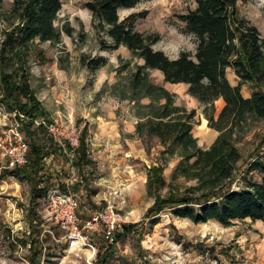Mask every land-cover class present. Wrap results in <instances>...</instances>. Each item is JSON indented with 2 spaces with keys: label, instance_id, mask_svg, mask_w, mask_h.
Instances as JSON below:
<instances>
[{
  "label": "trees",
  "instance_id": "1",
  "mask_svg": "<svg viewBox=\"0 0 264 264\" xmlns=\"http://www.w3.org/2000/svg\"><path fill=\"white\" fill-rule=\"evenodd\" d=\"M3 1L0 0V4ZM140 1L89 0L87 7L93 14L97 30L104 33L102 48L126 46L139 60L135 68L110 89L117 97L135 102L139 118L135 134L146 142L148 150L151 151L154 139L162 145L160 162L149 169L148 184L156 199L148 208L146 218L176 208L197 223L217 220L229 226L235 220L247 218L264 222V158L254 157L242 169L244 155L239 146L264 122V36L255 24L239 13V2L249 0H187L189 6L179 18L185 24V31L196 37L198 45L195 52L183 51L176 58L154 48L160 34L148 35L137 29L138 20L146 12L121 18V7H134ZM63 4V0H14L4 18L11 30L5 31L0 54V103L9 112H17L30 140V162L14 166V172L32 184L28 215L33 238L23 242L31 244L32 264H39L43 251V244L37 237L42 219H38L36 205L51 188L50 180H44L41 173L46 157L60 147L44 125H36L38 119L51 120L52 116L33 88L29 61L35 49L44 56V51L36 46L37 40L58 43L64 31L73 35L70 26L57 24ZM0 19H3L1 10ZM82 59L94 70L107 61L105 57L89 58L85 54ZM229 68L240 77L238 84L228 78ZM155 69L163 73L166 82L188 84L193 96L211 106L213 111L207 108V117L219 135L209 147H202L194 134L196 109L190 110L179 103L175 92L155 82L151 73ZM245 83L253 86L250 96L242 92ZM107 88L106 85L104 89ZM219 99L225 104L216 117L215 103ZM89 126L85 124L82 130L75 161L80 165L92 161L87 139ZM46 135L44 143L40 138ZM258 135L260 146H264V134ZM169 154L179 156L175 174H180L187 183L166 181L163 158ZM165 186L169 188L163 194ZM137 225L138 222L126 223L117 232V240L134 232ZM103 244L105 251H100L98 261L108 264L114 256L108 252L113 251L115 244Z\"/></svg>",
  "mask_w": 264,
  "mask_h": 264
},
{
  "label": "rangeland",
  "instance_id": "2",
  "mask_svg": "<svg viewBox=\"0 0 264 264\" xmlns=\"http://www.w3.org/2000/svg\"><path fill=\"white\" fill-rule=\"evenodd\" d=\"M88 1L63 0L57 24L70 26L73 35L64 31L58 43L37 40L36 46L44 51V56L41 57L37 49L33 50L29 67L33 88L50 116L81 130L87 122L90 125L88 140L96 158L95 183L85 189L101 191V200L105 203L102 206L114 204L125 212L127 222H138L134 232L119 240L113 251L109 250L114 256L108 264H264L263 221L247 218L235 220L229 226L217 220L197 223L176 208L146 218L148 208L156 199L148 184L149 169L160 162L162 145L154 139L151 151L148 150L146 142L135 134L139 120L135 102L112 93L110 87L122 81L139 60L126 46L102 48L104 33L97 30L93 14L87 7ZM13 2L4 0L0 4L3 18L0 19V54L5 31L11 30L4 19L5 12ZM188 6L187 0H141L134 7H121L119 12L122 19L146 12L138 20L137 29L148 35L160 34L154 48L176 58L183 51L195 52L198 45L196 37L185 31V24L179 18ZM239 13L255 24L264 36V0L240 1ZM84 54L89 58L105 57L107 61L94 70L83 61ZM127 62H130L128 66ZM151 73L155 82L177 94L179 103L190 110L196 109L194 134L202 147H209L219 135L207 117V108L213 111L211 106L193 96L188 84L166 82L160 70ZM228 78L233 84L240 80L233 68H229ZM106 85L108 88L104 89ZM252 91L251 83L243 85L245 96H250ZM224 104L223 99L216 101V117ZM9 117L13 115L0 103V129L12 121ZM118 132L124 137L117 138ZM260 133L264 134V122L239 144L244 155L242 169L254 157L264 158V146L259 144ZM47 136H42L41 141L46 143ZM125 150H133V154L127 156ZM179 160V156L170 154L163 158L167 182L187 183L180 174H175ZM7 165L9 160L0 153V264H32L31 246L23 244L24 240L33 238L28 215L32 184L27 178L13 174L14 166L8 168ZM41 175L46 180L44 171ZM254 175L261 178L258 172ZM168 188L165 186L162 193ZM36 206L38 219H42L39 238L44 243L39 264H99L98 255L105 243L102 233L84 229V234L96 245V252L90 247L75 250L70 247L66 232L48 219L45 200L41 199ZM89 215L86 212L80 215L83 225Z\"/></svg>",
  "mask_w": 264,
  "mask_h": 264
},
{
  "label": "built area",
  "instance_id": "3",
  "mask_svg": "<svg viewBox=\"0 0 264 264\" xmlns=\"http://www.w3.org/2000/svg\"><path fill=\"white\" fill-rule=\"evenodd\" d=\"M9 113L13 115V119L9 117L12 121L5 123L0 129V153L9 160L11 166H23L30 162V140L24 132L22 119L17 117V112ZM36 125H44L68 160L71 163L76 161L82 141L81 129L53 117L51 120L40 118ZM45 202L48 219L66 232L70 247L75 250L90 247L96 252V245L89 235L84 234V229L102 233L108 246L119 242L117 232L128 223L125 212L116 205L109 204L93 212L83 225L78 212L81 205L78 195L71 189H62L59 185L50 188Z\"/></svg>",
  "mask_w": 264,
  "mask_h": 264
},
{
  "label": "crops",
  "instance_id": "4",
  "mask_svg": "<svg viewBox=\"0 0 264 264\" xmlns=\"http://www.w3.org/2000/svg\"><path fill=\"white\" fill-rule=\"evenodd\" d=\"M5 118H7V117H5ZM0 123H2V120H0ZM88 136H89V134H88ZM116 136L119 139L124 137L119 132ZM87 139H88V137H87ZM88 143H89V140H88ZM90 147L91 146L89 143V156H90V159L92 160L90 164L80 165L76 162L71 163L68 160L66 154L60 148V149H58V151H55L54 153H51L48 157H46L45 167L43 170L45 172V175H46L45 179L50 180L51 187L55 186V185H59L62 189H64V190L71 189L78 195V197L81 201V205H80V208L78 209V212L80 215L82 214V212H86L87 215L90 214L88 217H90L93 214V212H95L96 208L100 209V208L104 207L102 205L105 204L101 200V196H100L101 191L99 192V190H95V191H92L93 192L92 193V192H89L85 189V187L91 186V185H93V183H95L93 175L95 172L94 166L96 163L95 162L96 158L92 154ZM120 151H122V150L120 149ZM124 153L127 156H129L130 153L133 154V150L132 151L125 150ZM113 166H115V165H113ZM7 167L8 168L12 167L10 165V162H9V165H7ZM15 173L16 172H14L13 174H15ZM108 182H109V179H108ZM46 196L42 199L45 200ZM41 228H42V226H41ZM39 229H40V227H39ZM39 237H40V234H39ZM41 242L44 246L43 239L41 240ZM28 245L31 246L30 243ZM40 257H41V255H40Z\"/></svg>",
  "mask_w": 264,
  "mask_h": 264
}]
</instances>
